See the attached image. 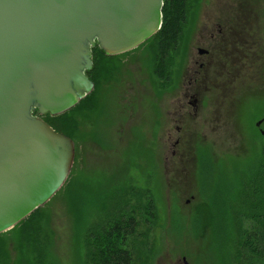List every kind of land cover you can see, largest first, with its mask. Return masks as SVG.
<instances>
[{
    "label": "rangeland",
    "instance_id": "obj_1",
    "mask_svg": "<svg viewBox=\"0 0 264 264\" xmlns=\"http://www.w3.org/2000/svg\"><path fill=\"white\" fill-rule=\"evenodd\" d=\"M215 22L225 23L231 33L196 82L188 84L189 69L175 70V61L170 85L158 88L148 47L140 44L116 56L110 76L96 86L95 105L73 117L70 170L79 177H125L137 187L154 188L158 226L152 264H178L181 258L187 264H216L189 221L200 197L196 148L207 147L210 157L221 161L249 159L251 146L261 143L250 135L251 117L253 127L260 120L256 128L264 137L259 132L264 117L258 111L264 105V0H200L190 27L199 30ZM189 96H194V106ZM56 192L43 204L46 239L41 245L53 264H77L72 214ZM0 234V264H24L9 232Z\"/></svg>",
    "mask_w": 264,
    "mask_h": 264
},
{
    "label": "trees",
    "instance_id": "obj_2",
    "mask_svg": "<svg viewBox=\"0 0 264 264\" xmlns=\"http://www.w3.org/2000/svg\"><path fill=\"white\" fill-rule=\"evenodd\" d=\"M167 1L162 0L159 29L142 43L148 47L152 74L160 89L171 83V63L175 62L186 20V3ZM115 58L104 55L96 45L92 47L91 68L85 71L93 86L90 93L67 111L54 116L44 114L41 119L69 138L75 128L73 117L95 105L96 86L102 77L110 76ZM258 111L263 118L264 105ZM251 121L250 135L261 143L251 146L249 159L221 161L211 158L207 147L196 148L195 183L200 197L189 221L216 264H264V137L251 126ZM205 182H209V187H205ZM56 194L67 200L72 214L77 264L153 263L157 255L153 232L158 217L152 186L143 189L125 177H79L70 170ZM45 212L42 205L6 231L16 242L24 264H53L47 248L41 245L46 239L42 229ZM176 225L170 222L172 234Z\"/></svg>",
    "mask_w": 264,
    "mask_h": 264
},
{
    "label": "water",
    "instance_id": "obj_3",
    "mask_svg": "<svg viewBox=\"0 0 264 264\" xmlns=\"http://www.w3.org/2000/svg\"><path fill=\"white\" fill-rule=\"evenodd\" d=\"M161 6L0 0V233L41 207L70 172L71 140L32 111L54 116L84 98L93 87L85 76L90 49L114 56L137 47L159 29Z\"/></svg>",
    "mask_w": 264,
    "mask_h": 264
},
{
    "label": "flooded vegetation",
    "instance_id": "obj_4",
    "mask_svg": "<svg viewBox=\"0 0 264 264\" xmlns=\"http://www.w3.org/2000/svg\"><path fill=\"white\" fill-rule=\"evenodd\" d=\"M168 1L170 4H172L173 2V0ZM181 1L186 3V9L184 13L186 20L181 30L182 41L177 44V49H179V52L174 54V60L177 62L176 67H174V69L179 70L183 66L185 67L183 71L185 69H189V75L192 76V78H189L190 80L188 81V84H190L192 82H196V76L200 74V71H204L205 67H209L211 65L212 58L215 57V55L217 54V50L222 49L220 47V44H226L225 36H229L231 31L229 30L230 27L226 26L225 23L223 26H221V23L219 24L218 22L210 24L207 23L205 25L203 24L202 26H200L199 30H193V27H190L189 21L192 16V13L195 12L200 0ZM222 28L224 30H222ZM191 32L194 34L193 36H195L194 40L196 39V44L192 48L190 46V49L192 50L193 54H191V52L189 51V43L192 37ZM215 36L217 37V39L215 38ZM233 51H235V49L232 47L231 52ZM188 52L189 55L191 54L190 58L188 56ZM190 62L191 65L189 66ZM172 63L174 64V62ZM200 80L201 79H199L198 82H201ZM189 98L191 99V101H189V104L194 106V103L196 101L194 96H189ZM32 115L39 118L44 116L38 115L35 110L32 111Z\"/></svg>",
    "mask_w": 264,
    "mask_h": 264
}]
</instances>
